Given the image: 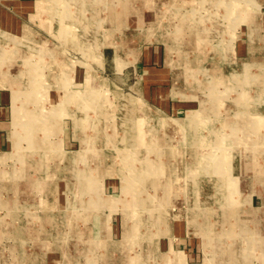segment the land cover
I'll use <instances>...</instances> for the list:
<instances>
[{"label": "rangeland", "instance_id": "rangeland-1", "mask_svg": "<svg viewBox=\"0 0 264 264\" xmlns=\"http://www.w3.org/2000/svg\"><path fill=\"white\" fill-rule=\"evenodd\" d=\"M45 1L19 62L55 66L43 109H64L41 149L58 151L34 165L35 138L11 139L14 97L0 86V264H264V61H250L264 46L242 56L240 45L245 24L264 22V0H71L69 25L53 14L66 16L64 0ZM107 48L117 61L104 72ZM89 91L99 103L64 104Z\"/></svg>", "mask_w": 264, "mask_h": 264}, {"label": "crops", "instance_id": "crops-1", "mask_svg": "<svg viewBox=\"0 0 264 264\" xmlns=\"http://www.w3.org/2000/svg\"><path fill=\"white\" fill-rule=\"evenodd\" d=\"M38 1L39 0H0V27L2 29H4V30H0V31H2L0 33V35H1V37H3L2 39H0V67H1V70H0V86L6 87L10 92L12 90L13 97H14V93L17 92L18 89H22V87L27 86L25 84L26 81L22 80V76H20V77L18 76V73H21V75H23L22 72L25 71L24 63H21V64L19 63L22 55L26 56V52L23 51V49H21V48H23V46H21V45H23V42H25L26 44L28 43L33 47L36 46V45L32 44V42L37 41L36 39H34L35 35L33 38L26 39L24 36V34H25L24 33V31H25L24 27H26V25H27V24H25V22H32L31 19H32V17H34V15L40 17L39 12L37 11L38 10L37 9ZM242 14L245 15L244 13H242ZM244 17H245V19H243V20L247 21L246 20L247 15H245ZM255 21H257V20H255ZM263 23L258 22V21L255 23L251 22V24H250V25H252L251 32H249L250 30L248 29V26L246 24H245V28L243 27L244 33H242L243 34L242 41L240 42L241 43L240 45L242 47V56L247 55V50H246V54H245L244 50L249 45L250 46L256 45V46H258V48H262V46H264V24ZM259 32H260V34H259ZM7 35H10V36H7ZM252 35L254 37V39H252L253 41L250 38ZM16 50H20L19 53L18 52L15 53ZM253 53H254V56H252L250 61H252L254 64H256L255 62H263L264 61V57L261 56V53L264 54V49L261 50V49L256 48V51ZM17 54H19V55H17ZM39 54L43 55L45 58L48 57L49 59L51 56L52 63H53V58L57 57L56 52L51 53L49 50H46V49H44V51L39 50ZM10 59H11V61H10ZM114 61H116V58H114L113 51L111 49L107 48V50L104 51V55H103V63L102 64L104 65V67H103L104 72L108 71L109 69L116 68V66L114 67ZM253 63L251 65H253ZM29 64H30V62H29ZM16 65H18V66L16 67ZM20 78H21V80H20ZM64 85L65 84H61L60 86H64ZM0 89H1V87H0ZM21 95H22L21 93L18 95L19 97H21V100L19 101L20 107L22 109H24L26 111V113H27L28 108L32 107V106L33 107H39V106H44V105H45V107L49 106L48 103L45 101L43 102V100L42 101L31 100L30 102L26 101V99L22 98L23 96H21ZM51 98H52L51 99L52 102H50L49 104H51L50 106H52L53 110H54V108L57 106L54 103L60 102V100H59V98H56V97L54 98V96ZM3 101L4 102H2V103H5L7 101V99H5ZM76 102L80 103L82 105L84 104V102L79 97H75V96H72V98L67 97V100L64 101V104L71 105L72 103H76ZM90 102L92 103V101H90ZM90 102H88V103H90ZM88 103L86 102V105ZM5 104H8V103H5ZM58 104L60 105L62 103H58ZM11 106H12V103H11ZM63 109H64V107H63ZM68 110H69V108H68ZM2 112H3V107L0 108V113H2ZM18 115H19V118H17V113L14 112L12 118L7 116V117H5V120H4L5 123L6 122L11 123V129H12V124H13V129L11 131V136H10L12 140H19V136L17 134L20 135V139L25 138L27 121L24 119V117L26 114L24 112H22V114L18 113ZM0 122H1V120H0ZM103 158H104L103 164L107 161H110L108 159H111V157L106 158L105 155L103 156ZM86 163H87L86 165L90 166V167L92 165L95 166L97 164H101V163L97 162V160L95 159L94 156H91V159L86 160ZM104 166H106V165H104ZM253 185H254L253 188L255 189V186H256L255 181H254ZM250 206H252V209L257 208L259 210V207H257V206L254 207L251 204H250ZM258 210L256 212H258ZM253 213H255V212H253ZM251 217H253V219H254V221L252 219V222H251V224L252 223L254 224L253 229H252L253 230L252 236H253L254 228L256 225H259V224H258V217L252 215V212H251ZM251 217H250V219H251ZM250 228H252V226H250ZM258 228L259 227H257L256 231L258 230ZM262 234H264V231ZM258 235H259V233H258ZM255 239H256L255 240L256 246L255 245L254 246L256 248V252H258L261 248V243L258 242L257 237ZM263 245H264V243H263Z\"/></svg>", "mask_w": 264, "mask_h": 264}, {"label": "bare ground", "instance_id": "bare-ground-1", "mask_svg": "<svg viewBox=\"0 0 264 264\" xmlns=\"http://www.w3.org/2000/svg\"><path fill=\"white\" fill-rule=\"evenodd\" d=\"M56 2H57V0H55ZM87 0H77V6L79 7L80 5L79 4H81V5H84L85 4V2H86ZM59 2H61V1H58V3ZM64 4L65 5H63L64 7V9H65V11H66V16H64V18H63V15H60L59 13H54L56 10H53V14L54 15H57V17L58 18H60V21H62V23H63V21H64V23L65 24H70V17H71V14H70V10H68L70 7H71V4H70V2H71V0H64ZM101 2H102V4H103V2H104V0L102 1L101 0ZM46 3H47V1H45V0H40L39 2H38V6H37V11L38 12H41V11H45L46 10V8H47V6H46ZM55 3V2H54ZM57 3V4H58ZM70 4V5H69ZM100 4V3H99ZM105 5L107 4V2L106 3H104ZM117 4V3H116ZM97 5V4H96ZM216 5V4H215ZM62 6V5H61ZM76 6V7H77ZM101 6V5H100ZM217 6H218V4H217ZM211 7V6H210ZM59 8V7H58ZM236 13L237 14H239V9H237V7H236ZM78 14V13H77ZM245 14V13H244ZM83 17V16H82ZM240 18H242V20L243 19H245V17L244 16H241ZM102 20V19H101ZM247 20V19H246ZM199 22H202V21H199ZM61 23V22H60ZM71 23H73V22H71ZM197 23V22H196ZM58 25V24H57ZM201 26H204L203 24H201ZM67 29V28H66ZM59 30V29H58ZM61 33H63V35H64V33H65V30H64V27L62 26V28H61ZM68 30V29H67ZM115 30V29H114ZM60 31V30H59ZM70 31V30H69ZM201 31V33H208V30L207 29H205V30H200ZM59 33V32H58ZM67 33V32H66ZM71 33V32H70ZM59 35V34H58ZM201 36V35H200ZM198 39V38H197ZM197 39H195V40H197ZM119 41V40H118ZM175 41V40H174ZM205 41V40H204ZM120 42V41H119ZM118 42V43H119ZM195 42H197V41H195ZM97 43V42H96ZM199 39H198V42L196 43L197 44V46H194V48H198V47H200V49H209V46L207 47L206 45L207 44H205L204 42H203V44H200V43H202V41L199 43ZM110 44V43H109ZM106 45V44H105ZM112 45V44H111ZM119 45V44H118ZM95 46V45H94ZM113 46V45H112ZM186 46V45H185ZM101 48V47H100ZM119 48V47H118ZM177 48V47H176ZM181 48H183L182 50H185V47H181ZM97 49V48H96ZM96 49H94V50H96ZM98 50V49H97ZM117 50V49H116ZM42 51H44V50H42ZM101 52V51H100ZM203 53V52H202ZM204 54V53H203ZM203 57V56H202ZM51 59V58H50ZM117 61V60H116ZM123 60H120V62H122ZM20 63V62H19ZM25 63H26V61H25ZM44 63H45V61H44ZM42 64V63H41ZM51 63L50 62H48L47 63V65L45 64V66L44 67H42V68H39V65L38 66H34L33 64H29L31 67H29L27 70H25L24 72H22V74H26L24 77L25 78H22V79H24L26 82H27V85L28 86H26V87H24V88H22V91H23V93L21 92V89H18L17 90V92H15V95H14V104H15V111H16V113H17V118H19V115H18V113H21L22 114V112H24L26 115H25V117H24V119L27 121V128H26V138L27 139H29V138H31L32 137V135H33V138H35V139H32V140H30L29 142H30V148L32 149V150H34V152H32L33 153V155H35V154H37V159H36V161L35 162H33L34 163V165L35 164H38V162L39 163H43V167H42V170L45 168V164L46 163H48L49 161H51L52 160V157L51 156H49L48 154L49 153H52V152H55V151H58L57 149H53V150H43V149H41V148H43V143H44V141H46V136H47V130L49 129V127H48V125H47V122L48 123H50V125H52V127H55V125H56V123H57V120H56V117H58L57 116V113L56 112H54V113H50L49 112V110L48 109H43V107L45 108V105L44 106H39L38 108H39V110H37L35 113L34 112H32L31 110H27V113H26V111L24 110V109H22L21 107H20V103H19V101L21 100V97H19L18 95L21 93L22 95L21 96H23L22 98H25L26 99V101H31V100H38V101H42L43 100V102H44V100L46 99L45 97V95H44V91L43 90H45L46 89V84H44V82L47 80V77H45V76H48V75H46L47 73H50V74H52L51 73V69L52 68H54L55 66L53 65V66H51L50 65ZM118 64V63H117ZM121 65V68L124 66V65H126L125 63H120ZM17 66V65H16ZM43 66V65H42ZM20 68V67H19ZM24 68V67H23ZM48 68H51L50 69V71L49 72H46L47 71V69ZM250 68V67H249ZM12 70V69H11ZM21 70V69H20ZM19 71V70H18ZM119 71V70H118ZM46 72V73H45ZM183 73V72H182ZM18 76L20 77V76H22L21 75V73H18ZM26 76H27V78H26ZM183 76H184V78H183ZM249 76V75H248ZM251 76V75H250ZM188 77H190V78H188ZM192 76L191 75H188V73H187V75H186V77H185V75H182L181 76V78H182V82H185L186 81V83H189V82H192L193 80H194V77L193 78H191ZM180 79V78H179ZM184 79H185V81H184ZM20 80H21V78H20ZM178 80V79H177ZM255 81V80H254ZM15 82V81H14ZM73 85H74V83H73ZM75 88H77V87H75ZM69 89V88H68ZM79 89V88H78ZM56 91V90H55ZM47 92H49V91H47ZM41 93H42V96H41ZM46 94V93H45ZM71 96H75V97H79L83 102H84V108H85V105H86V102L88 103V102H90V101H92V102H97V103H99L100 101H99V99H98V96L99 95H97L95 92H93V91H89V92H87V93H85V94H80V96L78 95H75V93H72V94H68L67 95V97H71ZM179 96L181 97V95L179 94ZM193 97V96H192ZM251 101V100H250ZM251 103V102H250ZM47 105V104H46ZM59 105V104H58ZM79 105V104H78ZM254 105V104H253ZM37 106V105H36ZM40 107H41V110H40ZM97 108V107H96ZM248 108V107H247ZM57 109V112L59 111V109H61V108H56ZM91 109V108H90ZM46 112H48L49 113V118H45V115L44 114H46ZM29 114V115H28ZM106 114V113H105ZM240 114V113H239ZM256 115V114H255ZM22 116V115H21ZM258 116V115H257ZM103 118V117H102ZM248 118V120H249V117H247ZM88 119V118H87ZM75 120V119H74ZM242 121V120H241ZM255 121H256V119H255ZM241 124L240 125H242L241 127H245V122L243 123V122H240ZM256 123H257V121H256ZM259 123V122H258ZM239 125V126H240ZM237 124L234 126L235 128H237ZM243 129V128H242ZM241 128H239L238 127V129H236V130H233V133L232 134H234V136L235 137H237V135H239V133H241L242 134V137H245L244 136V131H240V130H242ZM85 130V129H84ZM141 130V129H140ZM257 130H258V128H257ZM246 131V130H245ZM45 132V133H44ZM105 133V132H104ZM244 133V134H243ZM252 134V133H251ZM251 134L249 135V136H251ZM136 135V134H135ZM246 135V134H245ZM39 137V139H38V137ZM128 137V136H127ZM143 139V138H142ZM250 139V138H249ZM251 140V139H250ZM240 141H246V139H241ZM254 141V140H253ZM115 143H116V141H114V143H113V148H115ZM142 143H143V141H142ZM145 143V142H144ZM243 144V143H242ZM45 143H44V147H45ZM244 146H245V144H243ZM147 146V145H146ZM240 146V145H239ZM118 147V146H117ZM122 148V147H121ZM37 149H40V152L38 151V152H35V150H37ZM126 149V148H125ZM140 149V148H139ZM143 149V148H142ZM247 149V148H246ZM102 150V149H101ZM118 150H120V149H118ZM245 150V149H244ZM252 150H253V148H252ZM28 151V150H27ZM30 151V150H29ZM121 151V150H120ZM126 151V150H125ZM174 152V151H173ZM172 152V153H173ZM58 153V152H57ZM19 154H24L23 152H19ZM19 154H17L18 156H19ZM201 154V153H200ZM100 155V154H99ZM109 155V154H108ZM120 155V154H119ZM203 155V154H202ZM77 156V155H76ZM118 156V155H117ZM129 156H130V154H129ZM129 156H127V157H129ZM205 156V155H204ZM79 157L80 156H78V157H75L74 158V160L75 159H79ZM98 157V156H97ZM120 157V156H119ZM170 157V156H169ZM213 157V156H212ZM252 157H253V155H252ZM66 158V157H65ZM99 158V157H98ZM134 158V157H133ZM11 159V158H10ZM122 159H124V158H122ZM171 159H172V157H171ZM203 159H204V157H203ZM1 160H3L2 158H0V161ZM71 160V159H70ZM30 161V160H29ZM38 161V162H37ZM151 161V160H150ZM161 161V160H160ZM159 161V162H160ZM251 161H252V163H251ZM251 161H250V168L251 169H248V171L250 172V173H255V170H254V167H255V163H254V159H252L251 158ZM37 162V163H36ZM166 162V161H165ZM215 162V161H214ZM217 162V161H216ZM161 163V162H160ZM32 164V163H31ZM33 165V166H34ZM150 165V164H149ZM214 165V164H213ZM247 166V168H248V165H245L244 167H246ZM142 167H144V166H142ZM185 168V167H184ZM196 168V167H195ZM243 168V167H242ZM149 170H148V172L149 173H153L152 172V168H151V170H150V167L148 168ZM170 169V168H169ZM34 170V169H33ZM198 170V169H197ZM216 170V169H215ZM214 170V171H215ZM251 170V171H250ZM158 171H160V168H158ZM191 171V170H190ZM206 172V171H205ZM217 172V171H216ZM17 173V172H16ZM43 173V172H42ZM248 173V172H247ZM169 176V175H168ZM184 176V175H183ZM17 177V176H16ZM153 177V176H152ZM152 177H150L151 179H153ZM160 177V176H159ZM186 177V176H185ZM19 178V177H18ZM32 178V177H31ZM39 178V177H38ZM42 178V177H41ZM131 178V177H130ZM135 178V177H134ZM21 179V178H20ZM143 179V178H142ZM161 182H159V184H160ZM135 185V184H134ZM165 185V184H164ZM163 187V186H162ZM161 187V188H162ZM165 188V187H164ZM164 190V189H163ZM166 190V189H165ZM164 190V191H165ZM135 191V190H134ZM166 192H167V190H166ZM165 192V193H166ZM136 193V192H135ZM185 193V192H184ZM102 203V202H101ZM153 205H154V203H153ZM152 206V205H151ZM44 208V207H43ZM258 210V209H257ZM259 211V210H258ZM200 213V212H199ZM210 215V214H209ZM225 216L226 215H230V213L229 212H227V214H224ZM238 217V216H237ZM224 219H226V217H223ZM131 226V225H130ZM129 226V227H130ZM210 226V225H209ZM131 230H132V227L130 228ZM211 230V229H210ZM263 231V230H262ZM137 232V231H136ZM135 233V231H134V229H133V232L131 233V231H129L128 232V235H127V239L128 240H130V237H132L133 235H135L134 234ZM213 233V232H212ZM137 234V233H136ZM140 235V233H138V236ZM61 236V235H60ZM211 236V235H210ZM131 241V240H130ZM130 241H129V243H130ZM122 242V241H121ZM128 242V241H127ZM126 244H128V243H126ZM125 244V245H126ZM117 252V251H116ZM111 253V252H110ZM129 258H130V256H129ZM172 259V258H171ZM119 261V260H118ZM141 261V260H140ZM43 262V261H42ZM148 262V261H147ZM162 263H165V264H168L167 262H166V260L164 259H162ZM45 264V263H44ZM126 264H136V263H134V259H132V261L131 262H127Z\"/></svg>", "mask_w": 264, "mask_h": 264}]
</instances>
